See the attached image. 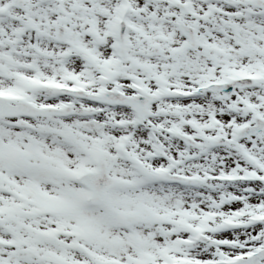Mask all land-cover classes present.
Wrapping results in <instances>:
<instances>
[{
    "label": "snow or ice",
    "instance_id": "obj_1",
    "mask_svg": "<svg viewBox=\"0 0 264 264\" xmlns=\"http://www.w3.org/2000/svg\"><path fill=\"white\" fill-rule=\"evenodd\" d=\"M0 264H264V0H0Z\"/></svg>",
    "mask_w": 264,
    "mask_h": 264
}]
</instances>
